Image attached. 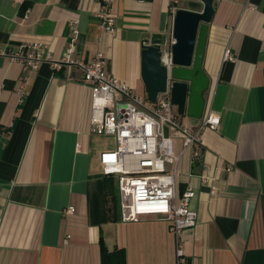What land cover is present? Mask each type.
Returning <instances> with one entry per match:
<instances>
[{
	"label": "crops",
	"instance_id": "1",
	"mask_svg": "<svg viewBox=\"0 0 264 264\" xmlns=\"http://www.w3.org/2000/svg\"><path fill=\"white\" fill-rule=\"evenodd\" d=\"M178 9L200 13L203 3L113 0L109 33L98 0H0V49L9 54L0 56V264H101V243L123 250L126 264H176L178 246L185 264H264V0L213 1L204 115L219 114L220 128L201 130L196 160L176 143L178 191L194 190L197 214L179 240L161 217L120 220L115 179L98 161L115 142L91 130L80 69L53 65L77 20L74 59L102 53L108 71L146 98L142 42L154 34L171 42ZM32 43L52 61L24 69ZM186 117L184 125H199ZM68 206L74 213L65 214Z\"/></svg>",
	"mask_w": 264,
	"mask_h": 264
},
{
	"label": "built area",
	"instance_id": "2",
	"mask_svg": "<svg viewBox=\"0 0 264 264\" xmlns=\"http://www.w3.org/2000/svg\"><path fill=\"white\" fill-rule=\"evenodd\" d=\"M112 1L98 0L100 27L109 33L114 29L109 11ZM170 1L176 6L180 0ZM77 23V20L70 21L69 41L60 60L52 61L49 54L42 53L41 44L32 43L28 45L26 55L19 56L23 68L35 69L40 62L49 60L55 67L67 64L80 69L82 81L91 92V130L111 137L115 142L113 149L99 153L98 161L103 175L115 179L120 220L129 222L145 216L161 217L179 240L185 229L195 226L197 214L189 207L194 190L187 186L182 192L178 191L182 153H176V143L181 144L182 150H191L193 160L198 159L201 130H218L220 116L210 111L202 116L198 126L189 127L180 120L169 85L151 103L147 98L133 94L125 83L108 71L107 58L102 53L84 62L74 59L72 54L79 33ZM0 56L9 54L0 49ZM224 59H233L227 49ZM162 64L171 68L170 52L165 54ZM205 171L201 174L203 180L206 179ZM72 213L73 206H68L65 214ZM176 264H185L180 246L176 248Z\"/></svg>",
	"mask_w": 264,
	"mask_h": 264
},
{
	"label": "water",
	"instance_id": "3",
	"mask_svg": "<svg viewBox=\"0 0 264 264\" xmlns=\"http://www.w3.org/2000/svg\"><path fill=\"white\" fill-rule=\"evenodd\" d=\"M214 0H201L200 13L178 9L173 19L171 42L164 34H154L142 42L141 78L146 98L154 103L159 93L170 88L171 100L181 116L201 119L204 115V92L209 78L203 69L208 24L213 14ZM167 52L172 66L162 64Z\"/></svg>",
	"mask_w": 264,
	"mask_h": 264
},
{
	"label": "trees",
	"instance_id": "4",
	"mask_svg": "<svg viewBox=\"0 0 264 264\" xmlns=\"http://www.w3.org/2000/svg\"><path fill=\"white\" fill-rule=\"evenodd\" d=\"M113 207H116L115 203H113ZM101 264H126L123 250L115 249L113 251H108L101 243Z\"/></svg>",
	"mask_w": 264,
	"mask_h": 264
},
{
	"label": "rangeland",
	"instance_id": "5",
	"mask_svg": "<svg viewBox=\"0 0 264 264\" xmlns=\"http://www.w3.org/2000/svg\"><path fill=\"white\" fill-rule=\"evenodd\" d=\"M181 117H184V116H181ZM181 117H180V119H181ZM186 118H189V117H186ZM107 140H108L109 142H113V141H114L113 138H111V137H107Z\"/></svg>",
	"mask_w": 264,
	"mask_h": 264
}]
</instances>
